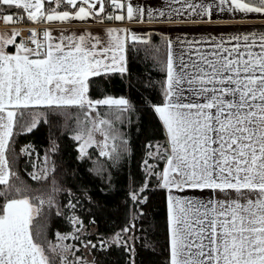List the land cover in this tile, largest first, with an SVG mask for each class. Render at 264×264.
<instances>
[{
  "label": "snow or ice",
  "instance_id": "6c2138e0",
  "mask_svg": "<svg viewBox=\"0 0 264 264\" xmlns=\"http://www.w3.org/2000/svg\"><path fill=\"white\" fill-rule=\"evenodd\" d=\"M175 2L202 22H212L213 3ZM45 3L53 7L45 11ZM109 3L125 13L107 15L109 20L174 22L163 9L134 6L131 0ZM62 4L68 8L58 11ZM215 6L245 17L264 16V0H218ZM12 8L23 10L35 23L83 21L105 11L104 0H0V19L5 24L24 19L20 13L7 12ZM175 11L183 15L180 9ZM20 35L18 30L0 33V264H85L75 256L78 249L65 243L79 236L57 233L55 243L38 239L37 218L45 206L57 207L55 193L60 189L53 181L51 192L35 195L14 183L9 145L18 125L32 132L41 122L47 123L46 113L29 110L47 109L74 120L72 139L78 143L81 159L88 156L89 148L99 147L100 156L119 160L128 144L116 125L128 118L133 105L124 97L93 98L90 81L114 73L125 75L129 42L147 45L150 41L135 33L129 41L128 30L109 29V42L100 47V39L90 33L61 36L53 42L51 32L44 31L41 40L40 33L30 29L33 48L24 42L17 45L15 37ZM231 39L236 41L233 47L221 41L204 48L200 44L207 42L193 41L175 53L168 40L163 62L158 60V48L146 50L165 73L162 101L152 108L166 141L146 145L145 183L131 198L146 203L147 196L140 193L149 190L152 179L156 187L167 191L168 264H264V34ZM8 46H15V53H9ZM257 47L259 51H254ZM97 135L102 139L97 140ZM57 150L53 141L51 151ZM24 152L30 155L27 149ZM161 160L163 168H159ZM54 172L55 164H49L45 154L38 171L30 175L44 181ZM206 190L222 198L179 195ZM68 207L74 210L76 205L69 202ZM71 223L76 232L82 230L78 217L72 216ZM132 228L134 223L111 239H102L101 250L113 245L134 250L125 238ZM84 246L96 248L97 244L88 240Z\"/></svg>",
  "mask_w": 264,
  "mask_h": 264
},
{
  "label": "trees",
  "instance_id": "16d2710c",
  "mask_svg": "<svg viewBox=\"0 0 264 264\" xmlns=\"http://www.w3.org/2000/svg\"><path fill=\"white\" fill-rule=\"evenodd\" d=\"M104 5L102 18L112 10L109 0H104ZM52 7L46 3L45 10ZM66 8L68 6L62 4L58 10ZM7 12L20 13L27 23H35L27 19L23 10L12 8ZM149 48H158V60H166L164 44L158 36H153L147 45L136 43L128 46V71L125 75L114 73L94 77L90 81L89 95L93 98L106 95L124 97L133 105L128 118L117 126L128 144L127 152L119 160L100 156L96 147L90 148L88 156L81 159L78 143L72 139L74 120H65L62 115L47 109L29 110L46 113L47 123L41 122L32 132L24 131L22 124L18 125L9 145L7 155L15 174L14 183L25 186L29 194L35 195L51 192L53 181L60 189L55 193L57 207L49 209L45 206L37 218L40 226L38 239L45 243L55 242L57 233L71 234L74 231L71 217L76 216L86 229L79 244L82 246V242L88 240L97 244L96 248H90L94 264H168L169 261L167 191L156 187V181L152 179L148 182L149 190L140 193L147 196L146 203L131 198L132 193L145 183L143 162L148 159L149 151L146 145L166 141V132L152 108L162 101L161 84L165 73L160 70L161 64L146 54ZM53 141L58 145L54 153L51 151ZM25 149L30 155L25 154ZM45 154L49 157V164H55V172L47 180H33L30 174L39 169ZM149 163L156 161L149 159ZM163 167L161 160L159 168ZM69 202L76 205L74 210L68 207ZM57 211L61 214L57 215ZM133 223L135 228L130 233L133 252L117 245L101 250L99 243L102 239H111Z\"/></svg>",
  "mask_w": 264,
  "mask_h": 264
},
{
  "label": "crops",
  "instance_id": "0c3cea01",
  "mask_svg": "<svg viewBox=\"0 0 264 264\" xmlns=\"http://www.w3.org/2000/svg\"><path fill=\"white\" fill-rule=\"evenodd\" d=\"M134 6H147L155 9H163L171 14V19L174 22H159L153 20L152 22L138 23L136 20L128 21L124 20H109L102 18V14L95 18L89 17L86 20H72L70 22H47L43 21L45 31L51 32L53 42L59 41L61 36L67 38L69 36H79L82 34L90 33L93 37H98L101 41L100 47H104L109 42V36L107 32L109 29L128 30L129 41L130 34L135 33L138 36L145 37L149 41L153 36H158L166 49V57L168 53L167 41H172V50L177 52L186 47L189 42H207L201 43L200 46L207 48L210 43L223 41L227 47H233L236 41L231 38L237 35H251L255 33L257 38L260 34H264V16L256 13L248 14L247 17L239 12L230 13L228 11H218L215 4L218 0H204V3H213L212 16L210 23L202 22V18L199 16L190 15L189 11H183L182 5L172 0H131ZM46 5V3H45ZM44 5V9H45ZM97 4V8H99ZM105 8V5H104ZM176 9L183 11V15L176 14ZM46 11V10H45ZM59 11V10H58ZM72 11H75L73 9ZM124 11L120 13H114L115 15H124ZM111 15V14H108ZM26 16V14H25ZM208 19L207 17L203 18ZM14 30L1 31V33L11 34ZM117 35L123 36V32H118ZM16 44L21 43L18 36L15 37ZM131 42H129V45ZM7 51L9 53H15V46H8ZM254 51H259V47ZM127 67H128V51H127ZM117 98V97H116ZM119 98V97H118ZM119 126V125H118ZM164 144V143H159ZM149 182V181H148ZM168 195V193H167ZM179 195L187 196L191 198H208L215 196L216 198H222V194H214L209 191H186L179 193Z\"/></svg>",
  "mask_w": 264,
  "mask_h": 264
},
{
  "label": "built area",
  "instance_id": "2783aa9c",
  "mask_svg": "<svg viewBox=\"0 0 264 264\" xmlns=\"http://www.w3.org/2000/svg\"><path fill=\"white\" fill-rule=\"evenodd\" d=\"M122 12V9H117L112 7L111 15L114 13H120ZM15 21V17H14ZM30 29H35L38 33H40L39 39H43V32L45 31V26L43 24H31L27 23L25 19H23L21 22H13L5 24L2 19H0V31L1 30H18L21 35L18 36V39L20 42L26 43L29 47H35V45H32L29 41L30 37Z\"/></svg>",
  "mask_w": 264,
  "mask_h": 264
},
{
  "label": "rangeland",
  "instance_id": "374dc122",
  "mask_svg": "<svg viewBox=\"0 0 264 264\" xmlns=\"http://www.w3.org/2000/svg\"><path fill=\"white\" fill-rule=\"evenodd\" d=\"M4 31H6V30H4ZM119 124H121V123L118 122L116 126H118ZM101 139H102V137H100L99 135H97V140H101ZM96 148L99 150V147H96ZM89 149H88V151H89ZM42 162H43V160H42ZM41 165H42V163H41ZM36 171H38V169L35 170V172ZM130 233H131V231L125 236V238L128 239L129 244L133 247V244H132L133 243V237L130 235ZM72 234H75V235L81 237V236H83V235L86 234V229H85V227H83L80 232H76L75 231V226H74V231L71 234H68V235L71 236ZM79 240L80 239H78V240H76V239H68V240L65 241V243L68 244V245H71V246H75V248L78 249V251L75 252V256L76 257H79V258H82V260L85 262V264H94L92 262V256L90 254V248H91V246L85 247L83 242H82V246H81L79 244V242H78ZM55 242H53V243H55ZM131 252H133V250Z\"/></svg>",
  "mask_w": 264,
  "mask_h": 264
}]
</instances>
